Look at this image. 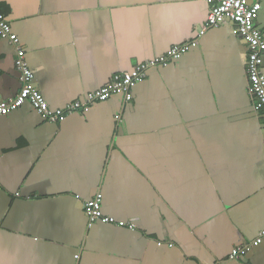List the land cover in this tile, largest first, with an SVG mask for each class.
I'll use <instances>...</instances> for the list:
<instances>
[{
	"label": "crops",
	"instance_id": "obj_1",
	"mask_svg": "<svg viewBox=\"0 0 264 264\" xmlns=\"http://www.w3.org/2000/svg\"><path fill=\"white\" fill-rule=\"evenodd\" d=\"M256 21L264 33V0ZM208 0H0L52 110L196 42L123 94L50 123L0 115V264H264V113L246 41ZM202 29L206 34L199 36ZM0 39V102L19 93ZM264 71V62H263ZM135 227L96 222L85 203Z\"/></svg>",
	"mask_w": 264,
	"mask_h": 264
},
{
	"label": "built area",
	"instance_id": "obj_2",
	"mask_svg": "<svg viewBox=\"0 0 264 264\" xmlns=\"http://www.w3.org/2000/svg\"><path fill=\"white\" fill-rule=\"evenodd\" d=\"M210 11L207 20V28H217L226 22H231L236 32L246 41L248 57L246 71L248 78V93L253 98L256 112L264 113V33L256 26V21L262 10L260 1L250 0H208ZM202 29L199 36L206 34ZM0 39L8 40L16 50V69L20 73L21 89L18 94L6 101L0 102V115L6 116L17 111L26 103L32 107L48 122H64L70 114L88 110L96 102L106 101L113 95L123 94L126 101L133 98L132 90L147 77V71L152 67L168 66L171 61L182 58L196 42L175 46L170 51L156 60L137 66L132 72L115 75L112 82L87 96L84 101H77L67 105L64 109L52 110L44 95L34 83V74L30 69L24 49L21 47L18 35L13 31L11 23L0 16ZM103 195L99 193L93 200L85 203L89 226L96 222L130 227L134 224L117 221L113 217H107L102 212ZM264 238V231L252 242L251 245L233 249L231 259H239L247 255L251 247L259 246Z\"/></svg>",
	"mask_w": 264,
	"mask_h": 264
}]
</instances>
